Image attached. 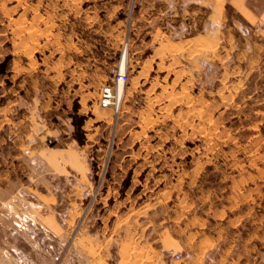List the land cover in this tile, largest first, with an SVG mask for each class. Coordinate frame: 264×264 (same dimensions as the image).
I'll list each match as a JSON object with an SVG mask.
<instances>
[{"label": "rangeland", "instance_id": "obj_1", "mask_svg": "<svg viewBox=\"0 0 264 264\" xmlns=\"http://www.w3.org/2000/svg\"><path fill=\"white\" fill-rule=\"evenodd\" d=\"M83 1L0 0V107L8 90L34 79L45 90L87 94L91 105L123 59L129 78L119 112L95 108L109 127L86 151L93 187L74 195L71 182L54 178L59 203L36 206L67 219L76 199V228L50 240L34 226H12L0 245L22 252L13 264H149V248L159 264L168 227L216 225L228 210L264 233V0H227L220 47L182 50L157 65L146 61L150 49L129 46L135 0L112 17ZM79 107L76 99L74 137L85 145Z\"/></svg>", "mask_w": 264, "mask_h": 264}, {"label": "crops", "instance_id": "obj_2", "mask_svg": "<svg viewBox=\"0 0 264 264\" xmlns=\"http://www.w3.org/2000/svg\"><path fill=\"white\" fill-rule=\"evenodd\" d=\"M130 1L83 2H95L90 5L93 10L98 11L96 6H99L100 13L108 12L112 17L128 11L127 2ZM226 1L135 0L131 32L136 37L129 46L138 50L150 49L146 61L156 65L182 50L218 48ZM195 32L198 34L193 36ZM174 34L178 37L174 38ZM123 40L121 44L125 45ZM50 78L54 81L53 77ZM40 83V79H34L28 82L26 88L8 90L5 104L0 107L1 242L9 239L7 229L12 226H34L50 240L63 239L71 234L78 224V217L74 214L80 203L76 199L69 203L71 210L67 219L60 220L56 215L43 217L36 206L53 210L59 203L55 193L58 188L52 183L54 178L71 182L69 190L74 195L93 187L94 171L86 151H92L97 141L102 140V129L109 127L108 114L95 113L96 105L101 111L111 110L98 105L102 89L96 101L88 105L87 94L60 91L56 88L58 84L51 90H45L40 88ZM76 99L80 104L77 113L88 117L82 127L87 138L85 145H80L74 137L72 116ZM22 194L27 197L19 198ZM29 204L35 207H29ZM221 208L217 207V210ZM16 212L18 217L13 215ZM233 213L235 210H228L222 222L196 225L189 231L184 219L180 220V229L176 232H173V226L168 227L163 232L159 264H264L262 228L249 227L245 218L238 221L232 217ZM97 236L87 234L84 239L93 240ZM171 251L175 254L182 251L186 259L176 260ZM14 253L22 252L7 248L6 244L0 245V264H13ZM80 253L86 257L89 255L87 249ZM156 255V250L149 248V264L151 258L156 264Z\"/></svg>", "mask_w": 264, "mask_h": 264}, {"label": "built area", "instance_id": "obj_3", "mask_svg": "<svg viewBox=\"0 0 264 264\" xmlns=\"http://www.w3.org/2000/svg\"><path fill=\"white\" fill-rule=\"evenodd\" d=\"M128 80L129 78L127 73L120 68L115 74L113 84L102 88L100 99L98 101L100 108L111 109L115 112H119L121 107L120 89L121 86L124 88V86L128 83ZM86 197L92 198L95 196L92 192H86ZM174 256L177 260H181L182 258V254H174Z\"/></svg>", "mask_w": 264, "mask_h": 264}, {"label": "bare ground", "instance_id": "obj_4", "mask_svg": "<svg viewBox=\"0 0 264 264\" xmlns=\"http://www.w3.org/2000/svg\"><path fill=\"white\" fill-rule=\"evenodd\" d=\"M125 66H126V61L124 59L123 63H122V69L124 70L125 69ZM124 88L123 86H121V89H120V98H122V96L124 95Z\"/></svg>", "mask_w": 264, "mask_h": 264}]
</instances>
